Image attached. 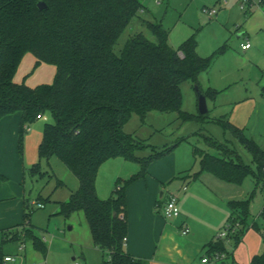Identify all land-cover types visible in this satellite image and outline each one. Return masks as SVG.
<instances>
[{
    "label": "trees",
    "instance_id": "1",
    "mask_svg": "<svg viewBox=\"0 0 264 264\" xmlns=\"http://www.w3.org/2000/svg\"><path fill=\"white\" fill-rule=\"evenodd\" d=\"M40 1L47 7L40 9ZM259 1L264 6V0ZM144 11L141 0H0V120L21 112L19 149L23 154L29 125L40 119L38 115H51L53 120L45 123L38 147L39 161L26 170L32 175L48 173L42 172L41 159L49 163L56 156L78 178V189L68 200L60 202L59 213L66 217L74 212L85 213L95 246L108 256L103 264L146 263L126 249V189L148 174L151 162L168 155L185 139L142 155L151 145L127 133L125 124L133 114L144 120L151 111L176 112L184 122L210 118L209 112L192 114L182 109V84L191 81L202 89L199 77L212 67L215 54L201 56L194 37L178 48L173 47L169 42L170 30L162 21L143 19ZM139 23L150 31L154 40L139 30ZM128 29L134 33L120 45ZM29 52L35 55L36 66L50 63L57 67L52 83L31 87L14 80ZM215 94V91L206 93ZM214 121L230 130L248 150L258 169L254 174L256 189L262 184L264 191V149L226 117ZM205 137L218 154L194 146L200 170L194 173L186 170L185 178L194 181L208 172L230 183H242L250 172L249 167L237 153L229 154L222 144ZM115 157L139 162L141 169L129 178L118 179L111 196L101 198L97 192L99 169ZM61 185L64 182L58 179L57 186ZM256 191L250 198L228 202L231 213L227 223L231 228L226 238L216 237L209 242L208 252L213 259L221 254L231 257L233 253L227 250L226 242L240 243L250 229L257 230L264 238V206L260 213L262 226L250 215ZM29 204L26 200L25 221L21 225L1 232L0 264H6L8 256L2 249L3 243L21 240L17 230L21 226L25 237L22 242L29 238L37 250L47 253L44 241L29 221ZM251 264H264V251L255 255Z\"/></svg>",
    "mask_w": 264,
    "mask_h": 264
},
{
    "label": "rangeland",
    "instance_id": "2",
    "mask_svg": "<svg viewBox=\"0 0 264 264\" xmlns=\"http://www.w3.org/2000/svg\"><path fill=\"white\" fill-rule=\"evenodd\" d=\"M141 2L145 7L141 17L162 21L164 27L171 32L169 42L173 47L178 48L188 38L194 37L197 52L201 56L215 54L212 67L201 73L199 79L205 93L215 91L216 94L207 96L210 120L184 122L178 118L176 112L151 111L144 120L138 114H133L125 124L124 130L151 145L140 153L142 155H149L153 148L161 149L185 138L169 154L172 153L174 160L178 159V162L188 159L190 165L187 167L191 173H194L192 171L194 168L200 167L199 160L193 155L194 146L218 154L217 150L207 143L205 136L222 144L225 152L237 153L249 167L250 172L242 183H231V186L242 193L244 198H250L253 191L257 190L251 200L250 215L262 226L260 213L264 206V191L262 184L256 189L254 174L258 171L257 165L232 132L214 119L226 117L234 126L240 128L247 138L264 149V7H249L246 8L248 11L246 12L240 0H141ZM210 9L217 10L214 18H210L206 12ZM138 28L154 40V36L145 26L139 23ZM132 33L134 31L128 29L121 38L120 45ZM247 42L251 44V48L245 51L242 46ZM225 44H227L225 50L220 53L219 50ZM56 72L57 67L54 64L41 63L36 66V57L29 52L24 56L14 80L35 87L39 84L52 83ZM182 93V109L188 113L200 114L195 84L191 81L183 83ZM52 120L51 115L46 114L44 119L37 120L29 127L32 130L37 129ZM27 134L28 130L25 132L22 156L26 167L29 164L31 167L33 163L39 161V155L35 142L25 143ZM134 164L136 163L133 160L129 161L130 168ZM41 169L42 172L48 173L32 175L29 170H25V202L26 198H29L31 212L29 221L35 233L44 241L47 253L43 254L37 250L29 238L22 242L25 237L21 226L17 228L21 233V240L3 243L4 253L15 257L14 261H8L6 264H72L73 258L79 264H103L108 256L95 246L85 213L74 212L69 217L59 213L60 202L68 200L71 193L78 189V178L56 156L52 157L49 163L46 159H41ZM126 169L116 168L112 163L104 165L100 187L107 191L108 178L115 175L116 171ZM58 179L62 180L64 185L57 186ZM117 180L113 184V190ZM113 190L104 198H108ZM98 194L103 198L101 190ZM34 201L36 203L32 204ZM38 203H42L44 207H39ZM1 240L3 239L0 238V243ZM246 240V245L242 241L237 243L233 240L225 244L230 253L234 254L236 251L238 263L232 259L229 261L228 258L225 263L216 261V264H251L250 248L258 247L262 253L264 238L257 230L250 229ZM21 243L25 245L22 250L19 248Z\"/></svg>",
    "mask_w": 264,
    "mask_h": 264
},
{
    "label": "crops",
    "instance_id": "3",
    "mask_svg": "<svg viewBox=\"0 0 264 264\" xmlns=\"http://www.w3.org/2000/svg\"><path fill=\"white\" fill-rule=\"evenodd\" d=\"M21 122V112L7 115L0 120V236L3 230H12L25 221V170L30 164L26 167L18 145ZM44 125L33 130L29 127L25 143L35 142L38 149ZM129 161L124 157H115L101 165L97 192L101 190L103 198L113 190L116 179L129 178L141 169V164L136 161L130 168ZM183 161H175L172 153L154 160L148 167V174L127 187V252L145 259V264H216V261L225 263L228 258L216 260L209 256L208 244L217 237L229 218L231 211L228 202L244 197L232 188L230 182L212 173L204 172L200 179L190 181L191 179L185 178L186 174H183L190 170L187 167L190 163L188 159ZM108 163L119 169H127L116 171L115 175L108 178L106 191L100 187V179L102 169ZM199 170L200 167H196L192 171ZM184 184L188 185L186 191H182ZM161 192L163 197L160 199ZM169 193L180 195L181 216L177 219H166L162 213ZM183 224L191 229L187 235L182 233ZM249 232L250 230L242 241L245 245ZM259 254L261 251L258 247L250 248L251 260ZM204 257L210 259L208 263L202 261ZM230 259L238 263L236 251L229 257V261Z\"/></svg>",
    "mask_w": 264,
    "mask_h": 264
},
{
    "label": "built area",
    "instance_id": "4",
    "mask_svg": "<svg viewBox=\"0 0 264 264\" xmlns=\"http://www.w3.org/2000/svg\"><path fill=\"white\" fill-rule=\"evenodd\" d=\"M240 2L242 5V8H245V9L246 8L248 9L249 7H255V6L260 7V8L264 7L259 0H240ZM206 12L210 18H214L215 15L217 14V10L215 9L206 10ZM250 47H251V44L249 42H247L246 44H243L242 46L244 50H247ZM38 118H42V115H38ZM27 129L29 130V127ZM187 188H188L187 184H184L182 186V191H186ZM179 202H180V195L178 193H169L162 207V213L166 219H177L181 216V208L179 206ZM35 203H36L35 201L32 202V204H35ZM38 206L44 207L42 203H38ZM236 226H238V224ZM230 228H231L230 223L226 222L224 227L217 234V238H221V239L226 238L228 236ZM234 231L235 229L233 230V232ZM190 232H191V229L188 227V225L183 224L182 233L184 235H187ZM19 248L22 250L23 248H25V245L21 243ZM225 257H226L225 254H221V255H217L215 259L218 260V259L225 258ZM14 260H15V257L12 255H8L5 257V262L14 261ZM209 260L210 259L208 257H204L202 261L204 263H208ZM72 264H79V262L77 260H74Z\"/></svg>",
    "mask_w": 264,
    "mask_h": 264
},
{
    "label": "water",
    "instance_id": "5",
    "mask_svg": "<svg viewBox=\"0 0 264 264\" xmlns=\"http://www.w3.org/2000/svg\"><path fill=\"white\" fill-rule=\"evenodd\" d=\"M38 6L40 9H44L47 7L46 3L44 1H40L38 3ZM195 89L197 91V95H198V108H199V113L200 114H207L209 112V106H208V102H207V95L206 93L203 91V89H201L199 86H195ZM163 197V192L160 193V199ZM75 260V258H73Z\"/></svg>",
    "mask_w": 264,
    "mask_h": 264
}]
</instances>
